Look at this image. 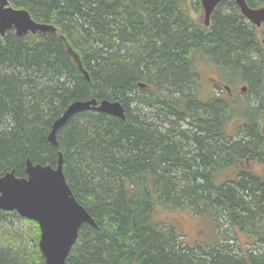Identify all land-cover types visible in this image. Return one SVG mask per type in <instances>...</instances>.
<instances>
[{
	"label": "trees",
	"instance_id": "1",
	"mask_svg": "<svg viewBox=\"0 0 264 264\" xmlns=\"http://www.w3.org/2000/svg\"><path fill=\"white\" fill-rule=\"evenodd\" d=\"M8 1L58 33L21 38L11 30L0 42V177L12 170L24 177L26 160L55 167L62 154L66 183L96 224L81 225L64 264H264V234L256 235L264 228V178L240 171L215 182L241 160L264 163L257 122L264 51L232 0L219 3L207 30L190 18L186 0ZM198 58L248 85L255 102L242 112L237 136L224 132L237 110L214 94L201 97ZM93 98L119 101L125 118L80 112L58 128L56 146L49 143L67 106ZM157 207L224 219L262 248L194 254L173 227L153 220ZM15 215L0 210V264H44L37 224ZM8 216L34 225L38 256L7 239Z\"/></svg>",
	"mask_w": 264,
	"mask_h": 264
},
{
	"label": "water",
	"instance_id": "2",
	"mask_svg": "<svg viewBox=\"0 0 264 264\" xmlns=\"http://www.w3.org/2000/svg\"><path fill=\"white\" fill-rule=\"evenodd\" d=\"M222 0H199L200 11L198 25L202 29L210 26V17ZM242 17L257 29L264 24V6L249 7L245 0H232ZM12 30L17 37L27 34L58 33L55 26L38 23L25 9L14 8L8 0H0V42L7 32ZM264 49V37H260ZM80 73L88 80V74L79 61H76ZM140 88L146 85L138 83ZM93 110L123 120L125 109L119 101L103 99L98 101H75L53 122L48 142L56 146V132L71 116ZM63 158L58 156L55 167L25 163V177H17L12 170L0 177V210L15 211L22 218L37 223L40 235L38 249L44 264H64L72 246L75 244L82 224L96 227L92 217L75 199L66 183L63 170Z\"/></svg>",
	"mask_w": 264,
	"mask_h": 264
},
{
	"label": "rangeland",
	"instance_id": "3",
	"mask_svg": "<svg viewBox=\"0 0 264 264\" xmlns=\"http://www.w3.org/2000/svg\"><path fill=\"white\" fill-rule=\"evenodd\" d=\"M199 7V0H186V8L189 16L195 22L199 21ZM228 9V7L222 6V11L225 12ZM72 58L75 62L78 61V58L74 53H72ZM194 65V69L197 72L199 83L201 85L199 89V92L201 90V97L214 94L219 98L225 99L231 108L237 110L234 117L232 116L227 119L224 131L226 136H237V126L245 122L246 119L242 112L246 111L249 106H252L255 99L250 95L251 93L249 91L246 93L239 92V88L245 84L236 79L237 77L233 78L221 73L215 65L212 64V66L203 58L196 59ZM212 79L219 81L221 84L218 86L213 85ZM223 86H228L231 90V94H228ZM258 96L264 98V93L259 94ZM133 107L134 105L131 106V108ZM143 113L147 116V120L154 119L150 110H147L145 107L143 108ZM257 122L261 124L259 127L264 129L263 113L259 112L257 114ZM161 128L166 129L165 126ZM237 164L238 166L233 170H222L218 173L215 182L223 183L232 180L234 179L236 172L241 170L251 174H257L264 178V163H259L256 160H241ZM157 208V211H154L153 213V220L160 223L164 222L166 227H173L175 231H172L175 233L180 243L186 242L189 244V247H192L194 254L207 252L211 249H218L223 253H231L239 256L244 254L246 250L252 249L258 252L262 248V244L258 243V239L256 236H253L251 232L250 235L243 230H239L236 225L231 226L224 219L218 220V222L214 223L210 221L211 219L209 216H195V214L188 209L168 211L165 208ZM161 226H163V224H161ZM3 227V230H7V239L10 237L14 241V246H29V252L33 253L32 257L38 256V251H33V247L36 244L34 225L17 220L14 216H8L4 219ZM258 230L262 231L258 232L256 235L264 234V228ZM167 234L170 235L169 233ZM249 236H252V239H250L251 237ZM24 256L29 259L31 255L24 254Z\"/></svg>",
	"mask_w": 264,
	"mask_h": 264
},
{
	"label": "flooded vegetation",
	"instance_id": "4",
	"mask_svg": "<svg viewBox=\"0 0 264 264\" xmlns=\"http://www.w3.org/2000/svg\"><path fill=\"white\" fill-rule=\"evenodd\" d=\"M215 81V80H214ZM214 85H217L218 86V82L217 81H215L214 82ZM227 89V91H229V88H226Z\"/></svg>",
	"mask_w": 264,
	"mask_h": 264
},
{
	"label": "bare ground",
	"instance_id": "5",
	"mask_svg": "<svg viewBox=\"0 0 264 264\" xmlns=\"http://www.w3.org/2000/svg\"><path fill=\"white\" fill-rule=\"evenodd\" d=\"M69 105H70V104H69ZM69 105H68V106H69ZM68 106H67V107H68ZM65 110H66V109H65ZM65 110H64V111H65ZM49 133H50V132H49ZM47 138H48V137H47ZM47 140H48V139H47ZM56 143H57V141H56ZM59 155L62 156V154H60V153L58 154V156H59ZM26 161H27V160H26ZM26 161H25V163H26ZM28 161H29V160H28ZM30 162H31V161H30Z\"/></svg>",
	"mask_w": 264,
	"mask_h": 264
}]
</instances>
